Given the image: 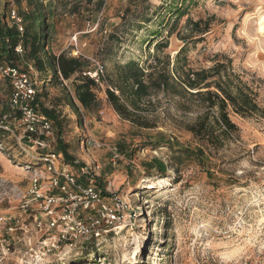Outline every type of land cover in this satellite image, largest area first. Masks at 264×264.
Returning <instances> with one entry per match:
<instances>
[{"label": "rangeland", "instance_id": "obj_1", "mask_svg": "<svg viewBox=\"0 0 264 264\" xmlns=\"http://www.w3.org/2000/svg\"><path fill=\"white\" fill-rule=\"evenodd\" d=\"M11 1L18 11L31 8L26 0ZM43 5L46 51L85 59L91 75L97 64L103 68L98 105L78 114L67 102L74 77L55 80L48 66L41 71L39 107L53 110L59 120L51 148L60 154L61 142L69 163L78 161L71 170L80 175L86 166L104 200L122 195L128 210L99 236L58 248L40 235L28 236L29 245L12 222L0 224V264H264V0H43ZM182 47L187 68L208 69L223 61L257 107L246 116L229 108L235 128L218 146L186 130L203 110L198 101L172 95L173 65ZM167 56L169 86L152 91L140 109L129 108L147 126L123 119L104 92L110 85L118 94L112 82L119 67L134 59L157 73ZM0 141L5 143L0 214L17 215V194L28 173L19 165L23 160L13 139L0 134ZM111 146L122 156L113 166ZM181 149L197 150L204 165Z\"/></svg>", "mask_w": 264, "mask_h": 264}, {"label": "built area", "instance_id": "obj_2", "mask_svg": "<svg viewBox=\"0 0 264 264\" xmlns=\"http://www.w3.org/2000/svg\"><path fill=\"white\" fill-rule=\"evenodd\" d=\"M24 26L14 3L0 0V134L13 139L11 146L23 160L19 165L28 173L24 191L17 194L21 213L18 217L0 214V224L12 222L25 237L46 236L58 248L62 242L72 245L80 238L99 236L104 226L120 223L128 204L122 195L112 194L109 202L104 200V191L96 184L92 171L80 167L78 174L85 177L80 181V175L70 168L78 161L69 163L64 154L51 148L56 122L39 107L37 86L41 73L25 57L21 40ZM5 27L15 29V45L10 36L3 34ZM7 50H12L14 56L7 57ZM97 65L92 75L86 74L98 82L103 68ZM3 144L0 141L1 149ZM108 153L112 166L122 159L115 146L108 148ZM18 161L15 159V163ZM28 240L31 245V238Z\"/></svg>", "mask_w": 264, "mask_h": 264}, {"label": "trees", "instance_id": "obj_3", "mask_svg": "<svg viewBox=\"0 0 264 264\" xmlns=\"http://www.w3.org/2000/svg\"><path fill=\"white\" fill-rule=\"evenodd\" d=\"M21 3L20 0H15ZM30 10L21 12L25 21L22 33V44L26 59L32 61L37 70L45 71L48 66L52 69L55 80H67L74 77L72 83L73 96L67 93V102L78 114L79 109L93 111L98 105L97 90L98 82L90 78L85 66L87 61L79 56H67L64 52L54 55L46 51L49 40L48 20L42 11L43 0H26ZM197 23V22H195ZM205 32V31H204ZM3 34L11 38L12 45L17 42L18 36L14 28H3ZM163 42L156 43L159 48ZM184 47L177 52L174 61V77L171 75L172 95L188 96L192 101H198L203 110L197 115L193 123L186 126V130L198 139L211 146H218L229 137L234 130L235 124L231 121L229 108L232 112L246 116L247 111H255L257 107L248 93H245L242 86L232 81V76L223 61H214L208 69H190L183 65L186 61ZM7 57H13L12 50L4 53ZM222 56V55H221ZM168 56L163 63L164 68L159 72L145 71L134 59L127 60L119 67L118 77L112 84L116 87L118 94L110 87L105 88L106 100L111 104L114 111L123 119H129L140 127L147 125L137 122L133 110L141 108L144 98L152 91H160L168 87ZM152 67V65H149ZM154 68V67H152ZM46 80V79H45ZM47 80H50L48 78ZM130 108V109H129ZM47 116L59 124L57 115L53 110L41 108ZM80 119V116L78 117ZM183 154L195 157L199 164L204 165L200 153L196 150L181 149ZM59 152L64 154L66 161L71 162L72 157L67 154L65 146L60 142ZM157 168L161 173L165 172L164 164L156 161ZM209 175V172H206Z\"/></svg>", "mask_w": 264, "mask_h": 264}, {"label": "bare ground", "instance_id": "obj_4", "mask_svg": "<svg viewBox=\"0 0 264 264\" xmlns=\"http://www.w3.org/2000/svg\"><path fill=\"white\" fill-rule=\"evenodd\" d=\"M233 260H234L233 263H235L236 262V255L233 256Z\"/></svg>", "mask_w": 264, "mask_h": 264}]
</instances>
